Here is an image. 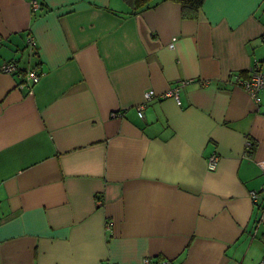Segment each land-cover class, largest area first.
<instances>
[{
  "label": "crops",
  "instance_id": "obj_1",
  "mask_svg": "<svg viewBox=\"0 0 264 264\" xmlns=\"http://www.w3.org/2000/svg\"><path fill=\"white\" fill-rule=\"evenodd\" d=\"M155 1L0 0V264L264 258V0Z\"/></svg>",
  "mask_w": 264,
  "mask_h": 264
},
{
  "label": "built area",
  "instance_id": "obj_2",
  "mask_svg": "<svg viewBox=\"0 0 264 264\" xmlns=\"http://www.w3.org/2000/svg\"><path fill=\"white\" fill-rule=\"evenodd\" d=\"M29 3L32 7V9H37L39 7L38 0H29ZM32 44H35V42L31 39H29ZM169 46H173L172 43L169 44ZM0 69L4 72H12L17 73L21 76V81L18 83V87H26L28 89V92L32 91V85L36 83L39 80L40 71H37L34 68L27 67L22 69L16 61H5L1 64ZM236 82L241 87H243L249 95L253 98L255 102L260 101V91L264 85V71L260 69L258 63H255V65L250 69V75L246 78L242 77H236ZM173 96L177 103H180L179 95H178V88L175 86L168 91H166L162 96ZM152 97L151 91L147 90L143 94V100L137 104V111L138 115L142 117V110L147 102ZM247 146L251 145V141L247 140L246 142ZM218 161V155L215 152L210 153L207 156V167L209 169H214L216 167ZM264 190V188H263ZM258 191L252 190L250 191V195L252 198H256L258 196ZM108 264V263H106ZM138 264H170V260L168 259H162L159 261H156L152 263L151 256H143ZM259 264H264V258H262L259 262Z\"/></svg>",
  "mask_w": 264,
  "mask_h": 264
},
{
  "label": "trees",
  "instance_id": "obj_3",
  "mask_svg": "<svg viewBox=\"0 0 264 264\" xmlns=\"http://www.w3.org/2000/svg\"><path fill=\"white\" fill-rule=\"evenodd\" d=\"M130 8L131 14H136L140 10L154 6L155 0H123ZM178 2L183 18H195L204 0H173ZM252 145V142H251Z\"/></svg>",
  "mask_w": 264,
  "mask_h": 264
}]
</instances>
